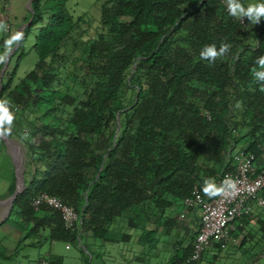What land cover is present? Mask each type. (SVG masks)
Instances as JSON below:
<instances>
[{
  "label": "trees",
  "instance_id": "trees-1",
  "mask_svg": "<svg viewBox=\"0 0 264 264\" xmlns=\"http://www.w3.org/2000/svg\"><path fill=\"white\" fill-rule=\"evenodd\" d=\"M68 2L33 0L16 67L2 78L0 99L15 116L7 137L26 148L29 176L6 221L16 216L27 237L46 232L52 243L79 247L86 264L91 241L125 222L159 253L175 237L166 264H189L200 215L189 209L192 229L173 212L185 209L195 187L206 198L204 179L219 186L236 154L254 156L264 170V91L253 78L264 19L252 32L225 0H99V29L89 38ZM40 25L35 69L15 83L21 50ZM222 42L231 45L224 57L200 58L205 45ZM41 194L80 214L75 232L58 212L33 206Z\"/></svg>",
  "mask_w": 264,
  "mask_h": 264
},
{
  "label": "rangeland",
  "instance_id": "rangeland-1",
  "mask_svg": "<svg viewBox=\"0 0 264 264\" xmlns=\"http://www.w3.org/2000/svg\"><path fill=\"white\" fill-rule=\"evenodd\" d=\"M257 1L263 0H250V3H258ZM32 3L33 0H0V20L6 19L7 22L13 28V32L19 28V31H23L22 28L27 26L32 20ZM68 11L75 17H84L86 21V28L90 36H94L100 25L101 21V5L99 0H69L67 4ZM255 25H252L250 21H248V29L253 30ZM41 27L37 26L31 36H29L27 42L23 46L21 52L25 55L21 59L17 71V77L15 83L18 82V79L24 78L29 72L35 69V66L38 62V56L36 52L33 50V45L35 43L34 35H36L37 30ZM253 32V31H252ZM6 37V32L0 33V53L4 51L3 45L1 41ZM16 47V46H15ZM15 47L10 55L9 63H5L3 68L8 64V71L14 70L17 64V50L15 53ZM15 55V56H14ZM2 68V70H3ZM2 70L0 71V78L2 75ZM6 70V72H7ZM5 72V73H6ZM4 77V76H3ZM2 77V78H3ZM2 82L0 83V87ZM16 145L17 151L20 156V161L22 164V169L27 170V150L24 145L18 141L13 140ZM1 145V144H0ZM5 148V147H4ZM5 150L8 151L7 147ZM9 155L12 156L11 150L8 151ZM2 158V157H1ZM11 163L10 160L3 156V159H0V175L2 177L9 178L10 175ZM27 172V171H26ZM25 172V173H26ZM4 211L8 209V206L5 205ZM178 209H176L177 211ZM181 215V214H180ZM4 217V215H3ZM0 216V219H3ZM182 223L191 224V221L188 219H181ZM36 236L27 237L26 231L22 228L18 218L16 216H12L8 221L0 222V264H40L41 259L44 257L51 256L50 260L55 263V261L60 258L64 261V264H86L89 259V254H84L79 250V247L74 246L72 244H67L63 242H55L53 245L46 244L45 242ZM176 238L172 237L168 240L167 245L160 246V250L164 251L159 253V264H166L168 258H170V254H173L174 246H175ZM41 243V244H38ZM250 246H255V244L249 242L245 244V250L239 253V259H231L228 264H248L252 262L253 258H256L258 254L257 252L249 251ZM89 256V257H88ZM86 262V263H85ZM92 263L90 258L89 263Z\"/></svg>",
  "mask_w": 264,
  "mask_h": 264
},
{
  "label": "built area",
  "instance_id": "built-area-1",
  "mask_svg": "<svg viewBox=\"0 0 264 264\" xmlns=\"http://www.w3.org/2000/svg\"><path fill=\"white\" fill-rule=\"evenodd\" d=\"M240 23L247 26V18L240 19ZM10 29L8 25L7 33ZM225 177H231L237 181V191L234 196H217L207 200L199 188L195 187L192 196L183 202L185 212L181 215V219H185L190 208H198L201 213L200 228L192 244L189 264H201L208 250L215 246L221 250L227 249L233 241V224L252 214L253 203L264 207V170L259 172L254 156L236 154L231 170L222 176L221 184ZM33 206L36 209L47 207L58 212L67 231L75 232L81 223L80 214L57 197L41 194L33 200ZM43 264L49 263L43 262Z\"/></svg>",
  "mask_w": 264,
  "mask_h": 264
},
{
  "label": "crops",
  "instance_id": "crops-1",
  "mask_svg": "<svg viewBox=\"0 0 264 264\" xmlns=\"http://www.w3.org/2000/svg\"><path fill=\"white\" fill-rule=\"evenodd\" d=\"M7 25L10 26V33H12V26L9 22ZM16 31H19V28H17ZM4 155H6V157L10 160L11 168L9 178H4L0 175V216L2 217L6 212L3 208L5 205H3L2 202L8 200L11 197L9 196V190L15 182V178V184L17 186V172L13 158L11 155H9L7 150L0 146V159H3ZM26 171L27 170H24V173ZM28 178L29 176L26 174L25 180ZM214 198H210L208 196L206 197L207 200H212ZM252 208L253 211L250 216L233 224V241L227 247V249L221 250L217 246L211 248L205 254L201 264H228L233 258L238 260L239 253L245 250V244L249 242L252 244L254 243L255 246H250V248L246 249V251L249 250L252 251V253L257 252L260 255H257L256 258H253L252 262L248 264H264V234L261 232L260 226L261 222H264V207L259 206L257 203H253ZM179 210H175L173 214L178 215L180 213L182 215L185 212V209L183 208L181 211ZM194 211L195 210L191 212L188 210L185 219H188L191 222L194 221ZM198 213L201 218L199 209ZM2 220L0 219V222ZM196 226L194 223L189 224V227L192 229H194ZM199 226L200 223L197 227L199 228ZM142 233L143 231L138 230L137 228H130V226L125 222H121L119 226L111 228L110 233L107 235L105 240L91 241V248L93 251L91 264H159V246H157L156 249L151 250L149 247L150 244H145L141 240L143 235ZM36 238H42L40 241H43V243L45 242L46 244L51 245L54 244L48 239L46 232L40 234V236H37ZM156 240H158V235L156 236ZM50 257L51 256L41 259L40 264H43V262L52 264ZM57 258L60 259L62 257L58 256ZM62 264H64V261H62ZM236 264L239 263L237 262Z\"/></svg>",
  "mask_w": 264,
  "mask_h": 264
},
{
  "label": "clouds",
  "instance_id": "clouds-1",
  "mask_svg": "<svg viewBox=\"0 0 264 264\" xmlns=\"http://www.w3.org/2000/svg\"><path fill=\"white\" fill-rule=\"evenodd\" d=\"M227 10L230 16L237 19L247 18L252 25L258 24L264 19V2L250 3L245 7L241 0H225ZM8 25L3 20H0V33L7 32ZM24 39L23 31H15L7 39L4 40V51L0 53V65L5 64L13 51V46H18ZM231 45L221 43L219 49L215 44L205 45L200 51L202 60L214 63L218 58L224 57L230 51ZM255 64L257 68L253 69L254 82L260 84V90L264 91V55L257 57ZM237 103L236 107H239ZM15 116L11 111L10 101L0 99V136L11 134ZM29 134L24 133V139H28ZM203 193L214 198L224 195H235L237 191V181L231 177H225L221 185H217L214 179L205 178L202 187Z\"/></svg>",
  "mask_w": 264,
  "mask_h": 264
},
{
  "label": "water",
  "instance_id": "water-1",
  "mask_svg": "<svg viewBox=\"0 0 264 264\" xmlns=\"http://www.w3.org/2000/svg\"><path fill=\"white\" fill-rule=\"evenodd\" d=\"M34 19H35V11L32 9V20L27 26L23 27L22 30H25L27 27H30L32 25V22ZM19 46H20V44L15 47V50L13 53L16 52V50L19 48ZM9 60H10V57H9ZM9 60L7 63H9ZM7 69H8V64L2 70L0 83L2 82V77L4 76ZM0 138L5 143L8 151L11 150L12 158H13V161L15 163L16 172H17V186H16L15 193L8 200L2 202L3 205L8 206V209L6 210V212L4 214V219L2 220L5 222L11 214V211L13 209L14 203L17 200V198L25 192L26 180H25V173H24V170L22 169V164L20 161L21 159H20L19 153L17 151L16 145L14 144L13 140L8 138L7 136H0Z\"/></svg>",
  "mask_w": 264,
  "mask_h": 264
}]
</instances>
